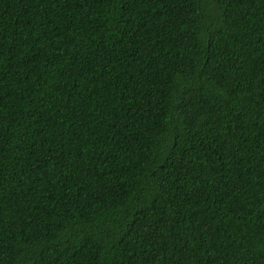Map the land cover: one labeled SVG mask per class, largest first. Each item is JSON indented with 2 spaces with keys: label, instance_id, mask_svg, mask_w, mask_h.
I'll return each mask as SVG.
<instances>
[{
  "label": "trees",
  "instance_id": "trees-1",
  "mask_svg": "<svg viewBox=\"0 0 264 264\" xmlns=\"http://www.w3.org/2000/svg\"><path fill=\"white\" fill-rule=\"evenodd\" d=\"M0 264H264V0H0Z\"/></svg>",
  "mask_w": 264,
  "mask_h": 264
}]
</instances>
